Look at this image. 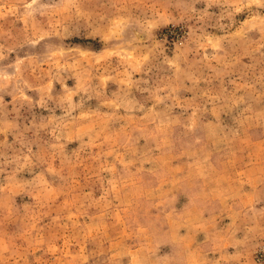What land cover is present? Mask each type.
Returning a JSON list of instances; mask_svg holds the SVG:
<instances>
[{
    "label": "rangeland",
    "instance_id": "1",
    "mask_svg": "<svg viewBox=\"0 0 264 264\" xmlns=\"http://www.w3.org/2000/svg\"><path fill=\"white\" fill-rule=\"evenodd\" d=\"M0 264H264V0H0Z\"/></svg>",
    "mask_w": 264,
    "mask_h": 264
}]
</instances>
